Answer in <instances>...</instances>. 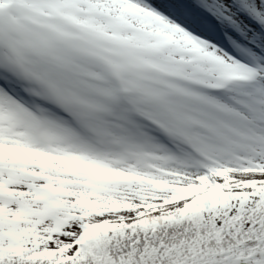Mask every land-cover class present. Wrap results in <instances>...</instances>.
Here are the masks:
<instances>
[{
  "label": "snow or ice",
  "instance_id": "obj_1",
  "mask_svg": "<svg viewBox=\"0 0 264 264\" xmlns=\"http://www.w3.org/2000/svg\"><path fill=\"white\" fill-rule=\"evenodd\" d=\"M0 264H264V0H0Z\"/></svg>",
  "mask_w": 264,
  "mask_h": 264
}]
</instances>
